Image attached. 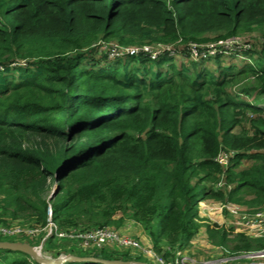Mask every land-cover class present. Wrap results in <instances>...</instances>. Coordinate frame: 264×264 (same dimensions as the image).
Returning <instances> with one entry per match:
<instances>
[{
	"label": "trees",
	"instance_id": "1",
	"mask_svg": "<svg viewBox=\"0 0 264 264\" xmlns=\"http://www.w3.org/2000/svg\"><path fill=\"white\" fill-rule=\"evenodd\" d=\"M257 30L264 0H0V224L39 226L49 208L63 230L133 221L167 259L202 226L231 253L264 248V237L234 234L198 208L201 198L264 208V40L250 41L243 54L255 62L240 67L187 52ZM159 43L179 53L108 57L114 44ZM221 151L233 152L226 169ZM66 242L45 249L73 253ZM0 264L38 263L0 249Z\"/></svg>",
	"mask_w": 264,
	"mask_h": 264
},
{
	"label": "built area",
	"instance_id": "2",
	"mask_svg": "<svg viewBox=\"0 0 264 264\" xmlns=\"http://www.w3.org/2000/svg\"><path fill=\"white\" fill-rule=\"evenodd\" d=\"M176 45L177 43L174 45L159 43L155 46L142 45L139 47H120L114 44L108 46V54L117 58L124 55L145 53L149 57L155 59L164 53H168L171 56L177 55L179 50L178 47L176 48ZM251 47L250 40L242 41L238 40V37H232L207 44L189 42L187 45V52L190 59L200 61L217 55L227 56L235 54L234 56L245 57L243 52L250 50ZM232 154L233 152L221 151L217 155L216 161L226 169L230 164V157ZM222 182L223 180H221L218 185H221ZM227 188L230 190V185ZM200 207L201 202H198V208L200 209ZM215 207L217 208V213L219 212L223 215L226 214L223 225L226 229L230 228L228 230H231L234 234L244 233L254 238L264 237V211L255 210L247 213V211H243L238 204L230 201L217 202ZM127 221L125 222L127 224L124 229L125 231L132 227V225L135 226L133 221ZM229 225L231 226L229 227ZM126 232L127 233H122L118 229H113L108 226L97 227L87 231L80 229L63 230L51 219V211L49 208L47 211L46 222L39 226L20 227L19 225H14L6 227L0 224V235L33 238L38 241L37 245L33 247L40 251L42 255L50 258L55 257H53L45 247L46 241L53 238L59 242L63 240L69 242V244L66 245V249L73 251V253L61 252L57 257L65 256L67 254L76 255L75 252L77 251L92 252L108 248L116 249L118 251H129V253L133 255L139 254L147 260L157 264H264V248L253 251L231 253L224 247L216 246L223 251L219 257L200 260L187 254V247L183 250L175 251L174 257L172 259H167L153 250L152 244L145 236L138 237L130 234L129 231ZM208 242L211 244L209 240Z\"/></svg>",
	"mask_w": 264,
	"mask_h": 264
},
{
	"label": "rangeland",
	"instance_id": "3",
	"mask_svg": "<svg viewBox=\"0 0 264 264\" xmlns=\"http://www.w3.org/2000/svg\"><path fill=\"white\" fill-rule=\"evenodd\" d=\"M238 40H250V41H254V42H258L260 44L261 41L264 40V36H262L261 31L257 30L254 31L252 33L249 34H242L240 36H238ZM252 45V44H251ZM248 51V50H246ZM235 54H230L227 55L225 57H228L227 61L231 60V63L237 65L238 67H240L243 63L242 62H246L248 61L249 63H254V59L256 58V54H254V57L252 59H248V57H238V56H234ZM108 57H112L110 54H108ZM114 58V57H112ZM225 59V58H224ZM177 61V60H176ZM259 61L257 63V66L259 65ZM208 65H210L209 63H207ZM212 70H215V66L214 65H210ZM241 98L246 99V100H251L248 98H245L243 96H241ZM252 163V161L250 160H243L242 164L239 166L241 167H247ZM224 182V179H223ZM223 182L221 183V185H215V188L219 189V188H224V184ZM198 202H201V207L199 209V214L203 217L206 218V220L209 223H217L219 225L224 226L223 221L225 220L226 214H222V213H217V208L215 207L216 205V201L210 200V199H204L201 198L198 200ZM234 203V202H232ZM236 204V203H235ZM241 209L243 211H247L248 212H252L255 210H262L264 211V208H252L247 206L246 204H238ZM128 223H130L129 221H127ZM127 224L124 223L123 226H121L118 230L122 233H127L126 231H129L130 234H132V229L137 228V225L130 227L128 230H124L125 226ZM20 226V225H19ZM231 225H229L230 227ZM21 227V226H20ZM140 228V227H139ZM230 229V228H227ZM133 235V234H132ZM138 235V234H136ZM135 235V236H136ZM139 237V235H138ZM229 237H233L232 235H229ZM0 238L5 239V240H14V241H23L26 239V237L23 236H0ZM25 238V239H23ZM27 241H29V239H26ZM25 240V242H26ZM69 244V242L65 243V246ZM50 252V251H49ZM223 253V251L219 248H217L216 246L211 245L208 240H207V236L205 234V228L204 226H202L201 229H199L198 234L191 240V245L188 247L187 250V254L195 257L196 259H200V260H205V259H209L211 257H219L221 254ZM47 255V254H46ZM147 264H157L155 262H152L150 260L146 261Z\"/></svg>",
	"mask_w": 264,
	"mask_h": 264
},
{
	"label": "water",
	"instance_id": "4",
	"mask_svg": "<svg viewBox=\"0 0 264 264\" xmlns=\"http://www.w3.org/2000/svg\"><path fill=\"white\" fill-rule=\"evenodd\" d=\"M50 196V195H49ZM0 249L20 251L27 254L38 264H64L65 262L71 261H88L101 264H147L143 261H133V260H107L103 259L100 256H76L73 254H67L65 256H59L55 258H50L44 256L38 251L35 247L27 242H18V241H8L0 240Z\"/></svg>",
	"mask_w": 264,
	"mask_h": 264
},
{
	"label": "crops",
	"instance_id": "5",
	"mask_svg": "<svg viewBox=\"0 0 264 264\" xmlns=\"http://www.w3.org/2000/svg\"><path fill=\"white\" fill-rule=\"evenodd\" d=\"M132 234L133 235L138 234L140 237H143L144 236V234L142 232V229L139 228V226H137V228L132 229ZM138 235H136V236H138Z\"/></svg>",
	"mask_w": 264,
	"mask_h": 264
}]
</instances>
